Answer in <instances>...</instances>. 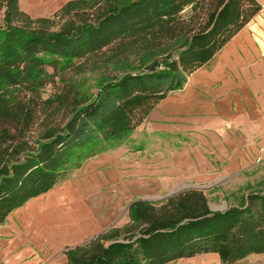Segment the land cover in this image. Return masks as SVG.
I'll list each match as a JSON object with an SVG mask.
<instances>
[{
  "label": "trees",
  "instance_id": "16d2710c",
  "mask_svg": "<svg viewBox=\"0 0 264 264\" xmlns=\"http://www.w3.org/2000/svg\"><path fill=\"white\" fill-rule=\"evenodd\" d=\"M258 0H69L32 16L0 0V225L128 138L261 10ZM67 246V264H169L264 253V189L213 210L204 189L138 199Z\"/></svg>",
  "mask_w": 264,
  "mask_h": 264
},
{
  "label": "crops",
  "instance_id": "0c3cea01",
  "mask_svg": "<svg viewBox=\"0 0 264 264\" xmlns=\"http://www.w3.org/2000/svg\"><path fill=\"white\" fill-rule=\"evenodd\" d=\"M69 0H19L50 16ZM260 12L117 147L0 225V264H67V246L116 225L138 199L227 182L264 159V0ZM123 217V216H122ZM121 219V220H122ZM221 262L214 253L169 264Z\"/></svg>",
  "mask_w": 264,
  "mask_h": 264
},
{
  "label": "rangeland",
  "instance_id": "374dc122",
  "mask_svg": "<svg viewBox=\"0 0 264 264\" xmlns=\"http://www.w3.org/2000/svg\"><path fill=\"white\" fill-rule=\"evenodd\" d=\"M204 185L209 186V189L204 190L207 193L209 205L213 210H225L230 205H238L242 203L249 190L264 189V159L230 181H211L205 182ZM122 218H124V214L121 215L120 221H117L116 224L122 225ZM219 264L222 263L220 262ZM234 264H264V253L252 254Z\"/></svg>",
  "mask_w": 264,
  "mask_h": 264
}]
</instances>
